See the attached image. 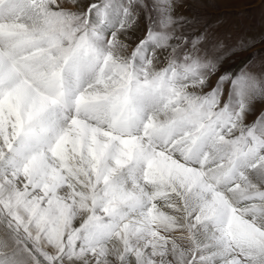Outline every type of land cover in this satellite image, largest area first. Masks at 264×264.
Masks as SVG:
<instances>
[{
    "label": "snow or ice",
    "instance_id": "1",
    "mask_svg": "<svg viewBox=\"0 0 264 264\" xmlns=\"http://www.w3.org/2000/svg\"><path fill=\"white\" fill-rule=\"evenodd\" d=\"M184 7L0 0V264H264V49Z\"/></svg>",
    "mask_w": 264,
    "mask_h": 264
},
{
    "label": "rangeland",
    "instance_id": "2",
    "mask_svg": "<svg viewBox=\"0 0 264 264\" xmlns=\"http://www.w3.org/2000/svg\"><path fill=\"white\" fill-rule=\"evenodd\" d=\"M183 15L194 18L198 29L209 27L235 46L240 40L256 41L255 49L238 50L226 58V67H238L254 50L264 49V2L262 0H184Z\"/></svg>",
    "mask_w": 264,
    "mask_h": 264
}]
</instances>
